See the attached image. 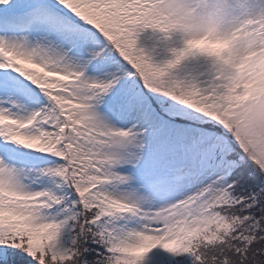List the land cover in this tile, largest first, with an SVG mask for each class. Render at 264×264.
<instances>
[{
  "label": "snow or ice",
  "instance_id": "obj_1",
  "mask_svg": "<svg viewBox=\"0 0 264 264\" xmlns=\"http://www.w3.org/2000/svg\"><path fill=\"white\" fill-rule=\"evenodd\" d=\"M0 264H264V0H0Z\"/></svg>",
  "mask_w": 264,
  "mask_h": 264
},
{
  "label": "rangeland",
  "instance_id": "obj_2",
  "mask_svg": "<svg viewBox=\"0 0 264 264\" xmlns=\"http://www.w3.org/2000/svg\"><path fill=\"white\" fill-rule=\"evenodd\" d=\"M138 46H140V47H144V48H146V50H147L148 47H149V44H148L146 41H144L143 38H141V40L138 41ZM155 59L159 60L160 57H159V56H156Z\"/></svg>",
  "mask_w": 264,
  "mask_h": 264
}]
</instances>
